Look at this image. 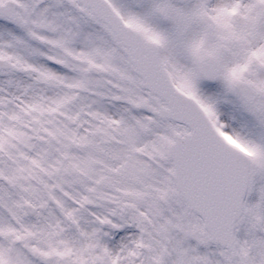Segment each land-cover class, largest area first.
Wrapping results in <instances>:
<instances>
[{
	"label": "snow or ice",
	"instance_id": "1",
	"mask_svg": "<svg viewBox=\"0 0 264 264\" xmlns=\"http://www.w3.org/2000/svg\"><path fill=\"white\" fill-rule=\"evenodd\" d=\"M0 264H264V0H0Z\"/></svg>",
	"mask_w": 264,
	"mask_h": 264
}]
</instances>
